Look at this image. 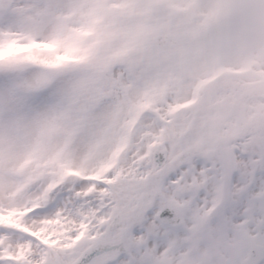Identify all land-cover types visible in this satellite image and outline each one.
Here are the masks:
<instances>
[{
  "label": "snow or ice",
  "instance_id": "snow-or-ice-1",
  "mask_svg": "<svg viewBox=\"0 0 264 264\" xmlns=\"http://www.w3.org/2000/svg\"><path fill=\"white\" fill-rule=\"evenodd\" d=\"M0 264H264V0H0Z\"/></svg>",
  "mask_w": 264,
  "mask_h": 264
}]
</instances>
